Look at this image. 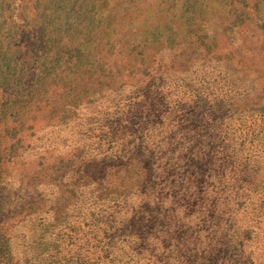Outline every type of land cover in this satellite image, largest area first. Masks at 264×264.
I'll return each mask as SVG.
<instances>
[{
    "label": "rangeland",
    "instance_id": "1",
    "mask_svg": "<svg viewBox=\"0 0 264 264\" xmlns=\"http://www.w3.org/2000/svg\"><path fill=\"white\" fill-rule=\"evenodd\" d=\"M0 255L264 264V0H0Z\"/></svg>",
    "mask_w": 264,
    "mask_h": 264
},
{
    "label": "trees",
    "instance_id": "2",
    "mask_svg": "<svg viewBox=\"0 0 264 264\" xmlns=\"http://www.w3.org/2000/svg\"><path fill=\"white\" fill-rule=\"evenodd\" d=\"M50 2H52L53 3V1H50ZM44 235L43 234H41V235H39V237L37 238V239H35V240H32L33 242L34 241H38L39 240V242H41V241H43V239H44V237H43ZM32 255L31 256H34V254H36L34 251H32ZM30 256V257H31ZM4 257L6 258V259H9V260H11V258L9 257V255H6V256H3V257H1V255H0V260H5L4 259ZM2 264H3V262H2ZM6 264H11L8 260L6 261ZM14 264H34L33 262H31V260H24V263L22 262V263H18V261L17 262H15Z\"/></svg>",
    "mask_w": 264,
    "mask_h": 264
}]
</instances>
